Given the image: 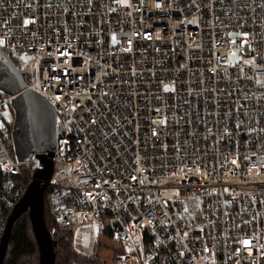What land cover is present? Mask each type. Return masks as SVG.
Returning a JSON list of instances; mask_svg holds the SVG:
<instances>
[{
    "label": "built area",
    "instance_id": "obj_1",
    "mask_svg": "<svg viewBox=\"0 0 264 264\" xmlns=\"http://www.w3.org/2000/svg\"><path fill=\"white\" fill-rule=\"evenodd\" d=\"M0 48L58 113L52 220L114 264H264V0H0ZM4 93L0 235L35 163Z\"/></svg>",
    "mask_w": 264,
    "mask_h": 264
},
{
    "label": "water",
    "instance_id": "obj_2",
    "mask_svg": "<svg viewBox=\"0 0 264 264\" xmlns=\"http://www.w3.org/2000/svg\"><path fill=\"white\" fill-rule=\"evenodd\" d=\"M0 87L12 96L14 126L12 140L21 162L35 163L23 195L12 206L0 237V264L4 263L15 220L29 214L39 249L38 264H55L57 236L45 218V191L54 171L58 113L40 93L26 89L23 74L12 58L0 48Z\"/></svg>",
    "mask_w": 264,
    "mask_h": 264
},
{
    "label": "trees",
    "instance_id": "obj_3",
    "mask_svg": "<svg viewBox=\"0 0 264 264\" xmlns=\"http://www.w3.org/2000/svg\"><path fill=\"white\" fill-rule=\"evenodd\" d=\"M5 96L8 95L4 93ZM12 129L14 123L8 124ZM27 178L25 181L28 183L32 176V168L30 166L24 167ZM3 180V174L0 171V186ZM18 199L12 201L7 208L9 214L12 206ZM45 197V218L46 224L50 230L54 231L57 236V254L55 264H104L100 258V249L102 246L101 238H99L93 246V251L90 253L84 252L74 244V230L69 226H64L52 220L48 213ZM10 239L6 251V257L3 264H38L39 249L38 244L33 232L31 219L27 212H24L18 217L12 227ZM114 252L113 258L115 256Z\"/></svg>",
    "mask_w": 264,
    "mask_h": 264
},
{
    "label": "rangeland",
    "instance_id": "obj_4",
    "mask_svg": "<svg viewBox=\"0 0 264 264\" xmlns=\"http://www.w3.org/2000/svg\"><path fill=\"white\" fill-rule=\"evenodd\" d=\"M231 59L237 62V54L234 53L233 55H231ZM11 112V108H9V110L7 111V115L12 116ZM74 233V244H76L78 248L87 253H90L94 250L93 243H95L100 238V234L98 233L97 228L91 225L77 228ZM101 242L102 246L99 254L102 263L114 264V258L112 254L115 252V246L113 245V242H111L107 238H102Z\"/></svg>",
    "mask_w": 264,
    "mask_h": 264
},
{
    "label": "bare ground",
    "instance_id": "obj_5",
    "mask_svg": "<svg viewBox=\"0 0 264 264\" xmlns=\"http://www.w3.org/2000/svg\"><path fill=\"white\" fill-rule=\"evenodd\" d=\"M7 216H8V214H7ZM7 216H6V219H7ZM5 224H6V220H5ZM5 224H4V227H5ZM3 230H4V228H3ZM2 233H3V231H2ZM2 233H1V235H2ZM1 235H0V237H1Z\"/></svg>",
    "mask_w": 264,
    "mask_h": 264
}]
</instances>
